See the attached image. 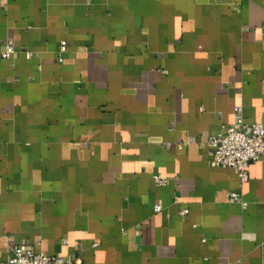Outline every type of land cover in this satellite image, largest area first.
Segmentation results:
<instances>
[{
  "label": "crops",
  "instance_id": "1",
  "mask_svg": "<svg viewBox=\"0 0 264 264\" xmlns=\"http://www.w3.org/2000/svg\"><path fill=\"white\" fill-rule=\"evenodd\" d=\"M6 41L1 261L264 264V155L240 182L207 144L264 126V0H0Z\"/></svg>",
  "mask_w": 264,
  "mask_h": 264
},
{
  "label": "built area",
  "instance_id": "2",
  "mask_svg": "<svg viewBox=\"0 0 264 264\" xmlns=\"http://www.w3.org/2000/svg\"><path fill=\"white\" fill-rule=\"evenodd\" d=\"M66 50V41H60L58 48V60H62V53ZM16 49L11 42H0V58L9 59ZM29 57L30 53L25 51ZM239 114L236 119L227 125L225 129L217 134H212L207 140L209 146L210 162L212 165L230 167L233 169L240 182L248 178L249 164L258 160L264 155V126L261 122L246 123L243 120L240 106L234 107ZM154 180L157 184H165V177L155 175ZM231 196L237 200L239 195L232 192ZM242 205L246 203L241 201ZM156 212L161 210V205L155 204ZM183 208L181 214L187 213ZM10 264H62L59 256L49 255L42 250H37L30 243H17L12 247L11 257L8 259ZM0 264H5L0 260Z\"/></svg>",
  "mask_w": 264,
  "mask_h": 264
}]
</instances>
